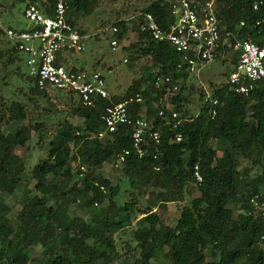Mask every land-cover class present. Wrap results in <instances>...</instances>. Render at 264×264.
I'll use <instances>...</instances> for the list:
<instances>
[{"label":"trees","instance_id":"trees-1","mask_svg":"<svg viewBox=\"0 0 264 264\" xmlns=\"http://www.w3.org/2000/svg\"><path fill=\"white\" fill-rule=\"evenodd\" d=\"M25 1L49 7L48 0ZM172 1L154 0L142 11L153 13L164 23ZM255 1L259 0H217V10L223 27L262 44L264 22H257L264 18V0L257 10L253 6ZM96 2L69 0V16L90 13ZM243 20L245 24L241 26ZM116 25L120 28L117 40H122L126 22L118 21ZM138 30L139 38L129 49L138 56L149 57L151 65L146 66L142 76L122 97L110 95V98L98 99L93 106L79 102L72 108L71 115L81 117L82 123L73 124L66 119L48 143L47 158L30 170L39 193L23 203L17 215L18 225L8 214L0 212V264H29V248L35 242L43 246V260L39 264H111L118 255L115 232L132 225L137 210L143 213L133 233L140 256L130 264H154L157 250L165 248L172 264H264V217L250 202L251 196L264 194L261 191L264 187V82L247 95L235 92L228 83L218 86L213 90V97L219 100L216 114L212 115L208 100L193 114L185 106L188 98L184 91L190 73L185 65L179 66L182 55L170 43L153 40L139 25ZM2 38L9 44L6 49L1 46ZM133 53L132 57L136 55ZM16 61H26V56L0 31L1 67ZM16 68L20 69L19 65ZM153 73L180 80V90L172 99L184 121L174 127L160 118L149 95L155 89L147 88V117L152 120L153 128L160 131V139L151 140L157 157L149 153L139 157L133 148L129 125H120L105 138H99L97 133L104 128L107 106L139 90ZM30 81L31 92L48 96L47 90L39 89L34 77L30 76ZM156 91L159 95L162 93ZM68 94L72 99L73 94ZM200 96H204L202 91ZM139 108L140 105L133 107L135 115ZM29 120L25 102L0 103V191L13 194L20 187L27 166L16 147L26 146L31 140L26 124L8 133L2 131V126ZM34 123L40 134L45 120ZM178 133L182 135L181 141L175 140ZM55 139L59 142L55 143ZM126 149L131 153L122 165L130 185L161 189L154 202L143 209L137 208L136 199L117 206V186L96 172L105 161ZM72 162L78 163V167L74 168ZM196 166L202 181L196 179ZM64 178L69 187L60 184ZM192 183L198 187L199 194L185 202L184 196ZM51 200L56 203L50 204ZM77 200H82L86 208L103 204L105 200L111 205L105 212L97 207L91 210L88 221L78 215L70 216L69 206ZM169 202L179 207L174 226L164 223L153 211L158 203ZM231 203L238 205L237 217L229 206ZM0 208L7 213L10 210L4 204ZM206 250L217 252L218 258L208 260Z\"/></svg>","mask_w":264,"mask_h":264},{"label":"built area","instance_id":"built-area-1","mask_svg":"<svg viewBox=\"0 0 264 264\" xmlns=\"http://www.w3.org/2000/svg\"><path fill=\"white\" fill-rule=\"evenodd\" d=\"M68 3L69 0H48L47 8L29 2L24 9L28 21L24 28L7 26L0 7V31L24 53L30 76L35 78L39 89L68 91L83 105L93 106L100 98H110V93L100 71L87 70L70 60L72 54L84 51L87 35L71 21ZM261 3V0L255 1L254 9H259ZM131 19L136 20L140 29L149 33L153 40L170 43L182 55L179 66L185 65L189 73H195L213 61L232 59L226 80L232 90L247 95L264 82V42L260 44L251 37L243 38L239 32L223 27L217 0H173L164 23L149 11H139ZM261 22L264 18L257 24ZM244 24V20L240 22L241 26ZM101 31L117 34L120 28L114 25ZM118 42L117 39L111 41L115 46ZM149 87L155 89L149 95L158 116L174 127L183 123L184 119L180 118L172 99V95L180 90V80L153 73L150 84L148 82L124 99L107 106L103 115L104 128L97 136L105 138L120 125H129L136 154L143 157L149 153L157 157L151 140L158 142L160 131L153 128L152 120L147 117L145 90ZM157 89L162 91L160 95ZM206 100L210 103L212 115H215L219 100L215 97H207ZM137 105L140 108L135 115L133 107ZM175 140H182L181 133ZM130 153L126 149L116 158L122 162ZM195 176L197 181H202L197 166ZM250 202L264 217V194L251 196Z\"/></svg>","mask_w":264,"mask_h":264},{"label":"rangeland","instance_id":"rangeland-1","mask_svg":"<svg viewBox=\"0 0 264 264\" xmlns=\"http://www.w3.org/2000/svg\"><path fill=\"white\" fill-rule=\"evenodd\" d=\"M154 0H97L94 9L90 13L79 12L76 14L80 22L83 24L81 30L87 35L84 40V51L72 54L71 59H77L76 64L85 66V69L92 70L93 66H98L106 82L110 95L122 97L126 94L130 85L134 84L144 73L146 66L151 65L149 57L133 53L129 49V45L137 42L139 38L138 22L131 19L137 12L144 10ZM39 3V2H38ZM40 4V3H39ZM27 5L25 0H0L1 15L3 22L14 28H24L28 21L24 15V9ZM124 20L127 30L124 32V38L118 40V44L112 45L111 41L117 39V34L112 35L110 32H102L106 27L116 26V22ZM2 48L6 49L9 44L6 39L2 38ZM115 47V48H114ZM132 53L136 54L132 57ZM126 59V61H125ZM73 61V60H72ZM232 59L227 61H213L200 67L195 73H190L186 83L184 95L188 98L185 103L187 108L193 114H196L207 97H213V90L218 86L227 83V75L232 67ZM99 64V65H98ZM19 65V68H16ZM93 65V66H92ZM26 61L8 64L6 68H2L0 64V103L9 105L13 100L25 102L29 115V121H14L9 124H3L2 131L5 133L13 132L22 124L29 127L31 140L26 146H17L16 152L25 157L27 173L21 182L20 187L15 193L0 191V204L10 207L8 213L5 209L0 208V212L8 214L12 218L15 225H18V212L22 208L23 203L32 195L39 193L36 188L37 181L32 177L30 170L35 164L47 158L48 143L54 136L57 128L68 119L73 124H81L82 118L71 115V110L79 103L73 95L70 99L68 91L51 89L48 96L44 97L40 94L30 91L33 86L30 81V72ZM15 71V72H14ZM21 72V73H20ZM22 74V75H21ZM150 84V80L148 81ZM148 83H144V87ZM201 91L204 96L201 97ZM42 114V115H41ZM48 114V116H44ZM43 116V117H42ZM45 120L41 137L37 133L34 121ZM55 143L59 140L55 139ZM187 157V156H186ZM123 162L118 161L116 157L110 158L100 165L96 172L102 177L108 179L111 185L117 186L118 195L115 197L117 206L126 201L136 199L137 208H145L152 201L154 202L156 193L160 188H133L130 185L128 177L123 173ZM74 168L78 167V163H71ZM61 185L70 186L67 178L60 179ZM186 193L185 202H189L193 196L199 194L198 187L192 183ZM264 192V187L261 190ZM109 189L106 190V193ZM54 200L50 204H55ZM111 203L105 200L103 204L86 208L82 200L72 202L69 206L70 216H81L88 221L90 220V212L96 207L101 211H106ZM234 211V216L239 214L238 205L231 203L229 205ZM178 209L176 203H158L153 211L158 213L160 219L174 226L177 223ZM103 213V212H102ZM143 216L141 211H135L133 224L126 226L115 232V241L118 250L117 258L111 264H130L136 257L140 256V249L136 248V241L133 233L139 224L138 219ZM132 246V248H129ZM167 248L157 250L155 258L152 260L154 264H172L167 253ZM29 253L31 261L29 264H39L43 260V246L40 242H35L30 246ZM208 260L214 261L218 258L217 252L206 250Z\"/></svg>","mask_w":264,"mask_h":264},{"label":"crops","instance_id":"crops-1","mask_svg":"<svg viewBox=\"0 0 264 264\" xmlns=\"http://www.w3.org/2000/svg\"><path fill=\"white\" fill-rule=\"evenodd\" d=\"M79 13V12H78ZM77 14V13H76ZM76 14H74L73 16H70L71 17V19L74 21V23H75V25L77 26V28L81 31V32H83L82 30H81V27L83 28V24L80 22V19H78V17L76 16ZM7 26H9V25H7ZM26 27V26H25ZM71 57V56H70ZM73 60V61H72ZM71 61L73 62V63H75V61H77V59H71ZM76 64V63H75ZM76 65H78V64H76ZM99 65V64H98ZM79 66H81V67H83V68H85V66H83V65H81V64H79ZM93 66V65H92ZM98 69H99V67L96 65V66H93V68H92V70H97L98 71Z\"/></svg>","mask_w":264,"mask_h":264}]
</instances>
